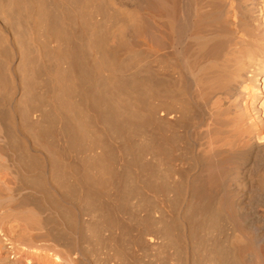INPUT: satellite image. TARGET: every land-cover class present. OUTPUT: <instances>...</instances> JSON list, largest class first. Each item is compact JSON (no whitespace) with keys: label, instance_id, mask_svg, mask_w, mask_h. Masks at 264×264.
Listing matches in <instances>:
<instances>
[{"label":"bare ground","instance_id":"obj_1","mask_svg":"<svg viewBox=\"0 0 264 264\" xmlns=\"http://www.w3.org/2000/svg\"><path fill=\"white\" fill-rule=\"evenodd\" d=\"M0 264H264V0H0Z\"/></svg>","mask_w":264,"mask_h":264}]
</instances>
